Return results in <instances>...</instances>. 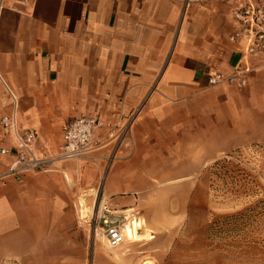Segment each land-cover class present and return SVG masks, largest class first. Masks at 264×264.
Returning <instances> with one entry per match:
<instances>
[{"label":"crops","instance_id":"obj_1","mask_svg":"<svg viewBox=\"0 0 264 264\" xmlns=\"http://www.w3.org/2000/svg\"><path fill=\"white\" fill-rule=\"evenodd\" d=\"M243 1L0 0V118L11 92L18 128L35 130L44 156L59 152L66 120L98 118L91 162L107 165L103 192L130 194L124 203L146 176L194 174L227 151L264 146V64L241 88L207 84L209 71L227 74L240 57L228 36ZM12 144L0 129V146ZM11 161L0 158L1 258L65 233L80 210L66 199V174L92 169L65 160L3 177Z\"/></svg>","mask_w":264,"mask_h":264},{"label":"rangeland","instance_id":"obj_2","mask_svg":"<svg viewBox=\"0 0 264 264\" xmlns=\"http://www.w3.org/2000/svg\"><path fill=\"white\" fill-rule=\"evenodd\" d=\"M81 161L92 169L66 174L65 193L81 219L73 210L65 233L52 232L39 251L19 246L0 264H264V146L232 149L194 174L146 176L131 203L122 202L130 194H104L107 165ZM93 204L129 209L152 238L108 247L88 226Z\"/></svg>","mask_w":264,"mask_h":264},{"label":"built area","instance_id":"obj_3","mask_svg":"<svg viewBox=\"0 0 264 264\" xmlns=\"http://www.w3.org/2000/svg\"><path fill=\"white\" fill-rule=\"evenodd\" d=\"M233 30L228 41L234 45L240 57L232 70L223 74L217 70L207 73V84H229L241 88L247 83L251 72L264 64V0H245L239 2L230 12ZM13 109L0 118L3 138H12V146H0V158L12 156L2 176L21 178L28 171L48 170L56 161L87 160L93 161L95 151L101 144L95 138V129L102 122L95 117L77 116L66 120L61 127L62 143L59 152L52 156L41 155L36 148L37 134L32 129H19L16 121L17 100L11 93ZM118 136L124 134L125 125L116 123ZM81 211L79 210V213ZM127 209L110 208L106 205L96 207L93 204L87 221L94 234H101L110 248L127 241L125 233L129 221ZM81 219V214L79 215Z\"/></svg>","mask_w":264,"mask_h":264},{"label":"bare ground","instance_id":"obj_4","mask_svg":"<svg viewBox=\"0 0 264 264\" xmlns=\"http://www.w3.org/2000/svg\"><path fill=\"white\" fill-rule=\"evenodd\" d=\"M129 221L126 224L125 233L127 235V239L133 241V242H140L143 240H148L152 238L151 233H141L140 230L143 227V223L141 218L138 217H132L128 218ZM102 237V236H101ZM100 237V238H101ZM129 241V242H131ZM147 261H143L142 264H146Z\"/></svg>","mask_w":264,"mask_h":264},{"label":"trees","instance_id":"obj_5","mask_svg":"<svg viewBox=\"0 0 264 264\" xmlns=\"http://www.w3.org/2000/svg\"><path fill=\"white\" fill-rule=\"evenodd\" d=\"M226 217H229V216H225V218H226ZM216 220H218V218H217Z\"/></svg>","mask_w":264,"mask_h":264}]
</instances>
